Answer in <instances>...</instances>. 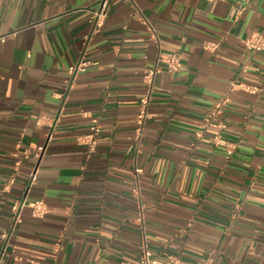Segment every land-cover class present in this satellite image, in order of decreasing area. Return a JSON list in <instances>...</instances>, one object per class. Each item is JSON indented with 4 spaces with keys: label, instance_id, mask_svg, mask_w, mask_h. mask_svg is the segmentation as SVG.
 <instances>
[{
    "label": "crops",
    "instance_id": "1",
    "mask_svg": "<svg viewBox=\"0 0 264 264\" xmlns=\"http://www.w3.org/2000/svg\"><path fill=\"white\" fill-rule=\"evenodd\" d=\"M256 37L264 0H0V264H264Z\"/></svg>",
    "mask_w": 264,
    "mask_h": 264
},
{
    "label": "built area",
    "instance_id": "2",
    "mask_svg": "<svg viewBox=\"0 0 264 264\" xmlns=\"http://www.w3.org/2000/svg\"><path fill=\"white\" fill-rule=\"evenodd\" d=\"M99 25V24H98ZM246 47L250 50H255L259 52H264V40L261 37H256L254 39H250L246 41L245 43ZM210 46V45H209ZM206 46L207 49H215L216 46L212 45L211 47ZM160 62L167 68L168 71L173 72L176 71L180 65L181 62V56L177 53L172 54L169 58L165 60H161ZM87 66L86 62H81L77 67H73L70 69V74H78L85 71V68ZM160 68L156 67V69L149 71L144 76V82L146 85V92L145 95L140 99L139 102V110L136 117V140L140 143L143 139L145 130L147 128L148 121L150 119V105L152 101V96L155 89V79L156 75L158 74ZM219 108V106H218ZM219 110V109H218ZM93 126L90 129V134L88 135V145L90 147V152L94 153L97 145H98V138L101 133V127L98 125L97 120L92 121ZM141 170L136 169V174H140ZM36 174L37 171L35 170L34 173L31 175L32 182L36 180ZM14 183V179L11 180V184ZM22 206H26V203L22 204ZM29 206L34 210V214L39 217H43L47 213V209L42 202H36V203H29ZM21 205L15 204L13 207V214L17 216V223L20 222L19 218V210ZM8 239V235L4 233L2 235V240ZM138 264H213L212 259H204L200 261L199 263H192L185 260H182L180 258H174V257H167L162 258L155 256L151 250L149 249L147 239L144 238V242L142 244V250L141 255L139 258Z\"/></svg>",
    "mask_w": 264,
    "mask_h": 264
}]
</instances>
